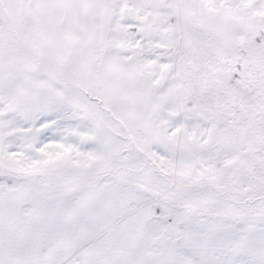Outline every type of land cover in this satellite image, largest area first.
Instances as JSON below:
<instances>
[{"label":"snow or ice","instance_id":"snow-or-ice-1","mask_svg":"<svg viewBox=\"0 0 264 264\" xmlns=\"http://www.w3.org/2000/svg\"><path fill=\"white\" fill-rule=\"evenodd\" d=\"M0 264H264V0H0Z\"/></svg>","mask_w":264,"mask_h":264}]
</instances>
